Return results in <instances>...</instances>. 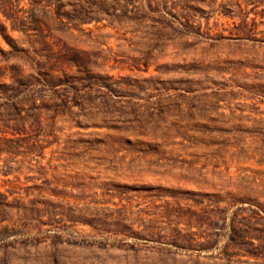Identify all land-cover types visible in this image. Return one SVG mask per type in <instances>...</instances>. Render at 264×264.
Wrapping results in <instances>:
<instances>
[{
  "label": "rangeland",
  "instance_id": "rangeland-1",
  "mask_svg": "<svg viewBox=\"0 0 264 264\" xmlns=\"http://www.w3.org/2000/svg\"><path fill=\"white\" fill-rule=\"evenodd\" d=\"M0 264H264V0H0Z\"/></svg>",
  "mask_w": 264,
  "mask_h": 264
}]
</instances>
